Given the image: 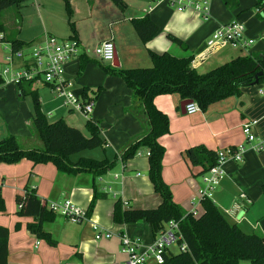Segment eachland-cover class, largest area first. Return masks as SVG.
Here are the masks:
<instances>
[{
	"label": "crops",
	"instance_id": "obj_1",
	"mask_svg": "<svg viewBox=\"0 0 264 264\" xmlns=\"http://www.w3.org/2000/svg\"><path fill=\"white\" fill-rule=\"evenodd\" d=\"M65 1L29 0L23 4L20 7L23 8V22L21 25V21L16 20L19 25L14 37L39 42L46 34H52L60 38L72 37L80 43L82 52L68 64L66 76L72 81V89L76 93L83 94L84 89L89 88L88 93L93 95L95 101L90 117L69 109L50 86L37 82L41 108L49 121L63 118L86 137L91 136L86 127L88 119L96 121L101 127L105 144L76 153L71 156L72 159L80 156L112 159L148 128L142 113L131 110L133 92L122 77L106 72L97 61L88 62L79 73L81 55L95 59L90 57L89 51L101 42L114 41L115 62L119 63L117 68L150 67L151 50L158 53L167 51L177 56L194 55L199 59L206 52L207 40L217 29L238 22L244 26L247 38L254 40L251 45L244 48L227 46L211 52L197 67L192 66L200 72H207L238 55L264 53V16L258 15L257 0H239L237 9H229L223 0H197L209 4L208 14L194 7L178 11L167 2L157 3L155 0H124L127 5L125 11H121L112 0H70L71 18ZM132 8L135 12L130 10ZM146 14L159 29L150 40L142 42L131 18ZM101 16L110 20V32L106 36L98 34ZM35 22L39 23L38 29H33ZM28 27L29 30L31 27L33 29L30 36L24 31ZM169 33L182 39L188 50L169 39ZM10 37L7 32L0 34V63L4 64L3 68L6 66L5 57L9 54L5 49ZM107 66L115 67L113 63ZM261 88L260 82L246 86L240 96H230L212 103L205 111L200 109L193 114L183 111L181 104L185 99L178 94L159 95L154 102L170 120L169 133L161 136L159 141L166 149L162 176L172 190L174 201L186 212L195 211V215H200L204 211L201 192L206 188V183L202 167L190 163L186 155L188 148L202 144L220 151L246 144L242 161L228 158L224 162L222 168L225 174L213 188L210 198L225 212L230 222L247 233L264 235V149L257 150L255 147L264 139V93L260 92ZM98 89L100 92L95 97ZM51 91L57 98L52 96ZM57 99L62 101L60 105L56 104ZM33 108L32 95L22 96L17 83L6 79L0 85V137L3 138L6 132L15 136L30 134ZM75 113L85 117L84 124L79 122ZM51 115L55 120H51ZM248 119L259 120L255 128L258 140L250 144H247L242 127ZM85 151H94L99 156L85 155ZM148 170L147 148L139 149L133 158L124 163L119 160L113 169L97 178L89 173H60L51 162L33 164L28 159H22L12 164L0 163V194L5 202V210L0 211V225L10 232L7 264H126L128 255L122 250L123 236L141 238L143 244L149 246L158 235L153 234L146 220L116 223L113 220L114 204L116 199L121 198L127 203L125 207H157L162 198L155 191ZM95 186L98 191L107 193V197L97 200L86 220L74 223L56 212L53 221L43 224L56 241L55 245L28 229L27 224L38 219L37 216L19 212L18 196L25 195L27 188H31V194L47 207L51 201L69 199L87 211ZM242 194H245V198L241 197ZM94 225H98L102 233L110 232L112 237L97 239ZM170 251L175 252L172 248ZM248 262L242 260L240 264Z\"/></svg>",
	"mask_w": 264,
	"mask_h": 264
},
{
	"label": "trees",
	"instance_id": "obj_2",
	"mask_svg": "<svg viewBox=\"0 0 264 264\" xmlns=\"http://www.w3.org/2000/svg\"><path fill=\"white\" fill-rule=\"evenodd\" d=\"M29 0H0V34L7 32V25L1 19L4 10L10 7H21ZM121 11L127 5L124 0H112ZM66 9L71 18L72 7L70 0H66ZM229 9H237L239 0H223ZM258 15L264 16V0H257ZM18 22L19 19H18ZM131 22L142 42L150 40L158 31V25L149 14L143 17L131 18ZM73 25V23H71ZM74 30V28H72ZM169 39L188 50L187 44L179 37L169 33ZM4 40V35L2 37ZM10 40V41H9ZM13 50H18L33 43L16 37L9 38ZM152 60L150 67L117 68L107 66L96 58L89 59L81 55L79 73L90 61L99 62L106 72L120 76L133 92V113H142L148 128L142 135L128 143L119 155L110 159L80 156L72 159V155L86 149H93L105 144L101 136V127L91 118L86 127L91 136L86 137L77 128L69 126L63 118L49 121L42 111L36 80H23L17 83L22 96L32 95L33 125L42 141L40 147H24L18 138L11 134L0 139V163H17L28 159L33 164L53 163L60 173L78 175L89 173L94 178L105 175L113 169L117 162L123 163L133 158L139 149H148V175L154 189L160 194L162 201L153 208L125 207L121 198L116 199L113 210V220L116 223H134L146 220L150 223L155 236L167 228L170 221L179 223L182 235L180 243L187 244L186 251L164 253V261L156 264H240L248 260L251 264H264V235L261 233H247L237 224L228 220L225 212L210 198L202 197L204 211L200 215L186 212L173 199L170 186L162 176L163 159L166 149L159 138L170 131L168 115L155 105V98L164 94H178L182 99H192L202 111L217 101L230 96H240L242 89L253 85L259 72V82L264 81V53H250L238 55L228 62L218 65L207 72H200L192 66L194 55L177 56L170 52L158 53L150 51ZM5 80L0 75V85ZM89 88H85L83 95H88ZM100 89L95 93L98 96ZM186 155L192 165L201 166L202 174L208 172L218 162V151L209 149L205 145H196L186 150ZM30 188L25 195L18 196V202H23L19 212L38 217L27 224L28 229L39 238L55 245L56 241L47 232L43 224L54 220L56 212L31 194ZM107 193L98 191L94 187L87 217L92 213L97 200L106 198ZM5 210V202L0 194V211ZM18 227V225L16 226ZM9 229L0 225V264H7L9 255Z\"/></svg>",
	"mask_w": 264,
	"mask_h": 264
},
{
	"label": "built area",
	"instance_id": "obj_3",
	"mask_svg": "<svg viewBox=\"0 0 264 264\" xmlns=\"http://www.w3.org/2000/svg\"><path fill=\"white\" fill-rule=\"evenodd\" d=\"M155 2H167L177 8L178 11H184L189 7L208 14L210 11L209 4L198 2L197 0H155ZM0 42H2L0 40ZM254 42L248 39L245 28L238 22L229 23L217 29L207 40L206 52L200 55L199 59L193 58L192 65L197 67L207 59L211 52L220 50L227 46L241 47L251 45ZM81 46L77 39L60 38L52 34H46L44 39L39 42H33L26 47L13 50L10 45V52L5 57L6 66L0 72L4 80L9 79L14 83L23 80H36L50 86L53 91L63 99L64 105L73 111H78L85 116H89L94 108V97L89 94L85 97L83 94L76 93L72 89V81L66 76L68 64L77 59L81 54ZM94 53L102 62L115 61L116 47L112 39L105 40L98 44ZM19 62V64H17ZM261 93H264V81L260 83ZM186 112L189 114L196 113L200 110L199 105L193 100L187 104ZM259 125L258 119H248L242 124L243 132L247 139V144L256 142L257 135L255 128ZM257 150L264 149V139H261L255 146ZM247 149L246 144H239L235 147H229L218 151V162L208 172L203 174L206 188L201 192L202 197H210L212 190L224 176L222 165L228 158L242 161ZM245 198V194L241 195ZM23 202L19 207H23ZM124 205L127 203L124 202ZM48 208L66 216L74 223H81L87 219L86 211H83L74 205L69 199L64 201H51ZM196 214V212L194 211ZM97 232L96 238L101 239L112 237L110 232H100L98 225H94ZM182 235L179 232V223L170 221L167 228L162 231L152 245L146 246L141 238L131 239L127 236L121 238L122 250L127 253L126 264H156L164 261V253H168L173 245L178 246V251H186L187 244L180 243Z\"/></svg>",
	"mask_w": 264,
	"mask_h": 264
},
{
	"label": "rangeland",
	"instance_id": "obj_4",
	"mask_svg": "<svg viewBox=\"0 0 264 264\" xmlns=\"http://www.w3.org/2000/svg\"><path fill=\"white\" fill-rule=\"evenodd\" d=\"M133 8H134V6H133ZM133 8L130 9V10L135 12V10ZM22 9L23 8L13 6V7H10L8 9L4 10L3 13H2V15H1V19L6 23V25L8 27L7 28V35L8 36H11V38H13L18 33V30L16 29V27L19 25V23H16L17 22L16 21L17 19H19V21H21V25H22V22H23L22 21V18L23 17H22V14H21L22 13ZM99 19H100V22L98 24V27H99L98 34H99V36H106L110 32V26H109L110 20L109 19L108 20L107 19H104L102 16ZM29 28L30 27L27 28L28 30H25L26 28L24 29L25 33H27L28 36H30L32 34V30L34 28L35 29H38L39 28V23L38 22H35V24L33 26V29L31 27V29L29 30ZM25 33H24V35H26ZM6 45H7V49H5V52L9 53L10 52V50H9L10 43H9V45H8V43ZM228 47H230V46H228ZM93 48H95V47H93ZM185 51H187V50H185ZM89 55H90V57H94L95 59L97 58L96 55H95V53H94V50L92 48L89 51ZM103 64L110 65L111 62H103ZM3 65H4L3 63H0V72L3 69ZM212 68H214V67H212ZM201 70H203V69H201ZM39 87H41V86H39ZM51 93H52V96L53 97L57 98L52 91H51ZM61 103H62V101L60 99H57L56 100V104L57 105H60ZM75 116L77 117V119L79 120L80 123H83L84 124V122L86 121L85 120V117H83L79 113H75ZM89 117H90V115H89ZM50 118H51V120H55V117H53L52 115L50 116ZM29 131H30V134H28V135H16L17 138H18V140H19V142L24 147H28V148L42 146V141H41V139H40V137H39V135L37 133V130L35 129V126L32 123L30 125ZM11 134L12 133H7L6 132L5 135H4V137H6L8 135H11ZM1 138L2 137H0V139ZM84 154L85 155L88 154L90 156H99V153H94V151H92V152L91 151H85ZM171 248L175 252L178 251V246L177 245H173ZM248 263L250 264V262H248Z\"/></svg>",
	"mask_w": 264,
	"mask_h": 264
},
{
	"label": "water",
	"instance_id": "obj_5",
	"mask_svg": "<svg viewBox=\"0 0 264 264\" xmlns=\"http://www.w3.org/2000/svg\"><path fill=\"white\" fill-rule=\"evenodd\" d=\"M113 65H114L115 67H118V66H119V63H116V62L114 61V62H113ZM262 74H263V72H259V73H258V75H257V77H256V79H255V81H254V83H253V85H257V84H259V76H261ZM192 101H193L192 99H185V100L183 101V103L181 104V107H182L183 111H186V109H185L186 105L189 104V103H191Z\"/></svg>",
	"mask_w": 264,
	"mask_h": 264
},
{
	"label": "bare ground",
	"instance_id": "obj_6",
	"mask_svg": "<svg viewBox=\"0 0 264 264\" xmlns=\"http://www.w3.org/2000/svg\"><path fill=\"white\" fill-rule=\"evenodd\" d=\"M58 213V212H57Z\"/></svg>",
	"mask_w": 264,
	"mask_h": 264
}]
</instances>
